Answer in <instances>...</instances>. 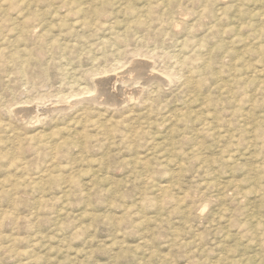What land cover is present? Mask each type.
<instances>
[{"label":"rangeland","instance_id":"1","mask_svg":"<svg viewBox=\"0 0 264 264\" xmlns=\"http://www.w3.org/2000/svg\"><path fill=\"white\" fill-rule=\"evenodd\" d=\"M0 264H264V0H0Z\"/></svg>","mask_w":264,"mask_h":264},{"label":"bare ground","instance_id":"2","mask_svg":"<svg viewBox=\"0 0 264 264\" xmlns=\"http://www.w3.org/2000/svg\"><path fill=\"white\" fill-rule=\"evenodd\" d=\"M97 95V94H96ZM102 95V94H101ZM83 97V96H82ZM108 97H109V95H108ZM109 99H111V98H109ZM114 100V99H113ZM115 102H118V101H116V100H114ZM122 101H124L123 99H122ZM114 102V103H115ZM45 108V107H44ZM35 109H37V108H35ZM21 120V119H20Z\"/></svg>","mask_w":264,"mask_h":264}]
</instances>
